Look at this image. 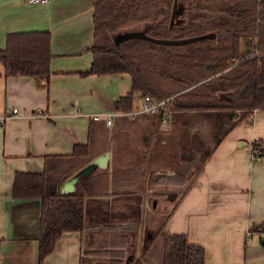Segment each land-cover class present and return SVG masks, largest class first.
<instances>
[{
  "label": "crops",
  "instance_id": "1",
  "mask_svg": "<svg viewBox=\"0 0 264 264\" xmlns=\"http://www.w3.org/2000/svg\"><path fill=\"white\" fill-rule=\"evenodd\" d=\"M93 1L0 0V50L9 34L49 31L52 56L47 77L5 74L0 63V117H5L0 122V264H37L41 199L14 197L15 174L41 173L51 157L85 144L89 162L107 154L87 174L107 173L96 183L106 188L84 195L82 229L63 231L42 264H79L82 255L93 258L92 264H128L141 256L144 216L161 207L163 197L171 204L163 231L185 233L189 242L201 244L204 264H264V156L251 160L253 143L264 139V108L234 126L181 190L156 187L151 179L173 173L152 160L156 147L170 137L169 114L157 125L154 113L130 116L115 110L114 103L131 91L127 73L81 74L92 62ZM176 12L172 18L181 21ZM134 96L131 110L142 104L143 96ZM107 112H114L110 126L92 118ZM115 169L123 170L117 188L111 181ZM79 179L68 175L51 187L80 192ZM130 198L137 200L136 228L123 223ZM116 235L128 243H114Z\"/></svg>",
  "mask_w": 264,
  "mask_h": 264
},
{
  "label": "trees",
  "instance_id": "2",
  "mask_svg": "<svg viewBox=\"0 0 264 264\" xmlns=\"http://www.w3.org/2000/svg\"><path fill=\"white\" fill-rule=\"evenodd\" d=\"M177 5L181 21L172 18ZM92 23V62L81 74L131 77V91L114 103V109L131 110L135 92L168 99L170 137L163 139L161 149L156 147L152 160L156 168L173 173L151 179L156 187L181 190L234 126L254 109L264 108V0H94ZM125 32L134 34L116 41ZM51 57L49 31L9 34L0 50L4 73L12 75L47 77ZM154 114L161 125L162 112ZM88 146L76 145L69 155L51 157L41 173L15 174L14 197L41 199L37 264L63 231L82 229L84 195L106 188L96 183L107 173L81 175L80 192L60 193L51 187L90 163ZM253 146L263 157L264 139ZM120 169L112 173L114 188ZM169 214L170 210L144 216L147 233L141 256H133L128 264H152L153 257L156 264H204L201 244L189 242L185 233L163 231ZM121 236L116 235L114 243L127 244ZM79 260L92 264L94 259L82 255Z\"/></svg>",
  "mask_w": 264,
  "mask_h": 264
},
{
  "label": "built area",
  "instance_id": "3",
  "mask_svg": "<svg viewBox=\"0 0 264 264\" xmlns=\"http://www.w3.org/2000/svg\"><path fill=\"white\" fill-rule=\"evenodd\" d=\"M24 1L26 3H36V2L46 1V0H24ZM167 101H168V99L158 100V99L152 98L148 95H145L142 97V104L139 108H137L135 110L128 111V112H124V114L132 116L138 112L153 114V113H158L161 111L162 115H163L162 121H165L166 117L169 114V111L165 108ZM16 111H17V109H15V108L12 109L13 113H15ZM113 115H114V112H107L104 114H94V115H92V118L95 120L103 119L105 121V124L107 126H110L112 124ZM4 119H5V117L1 116L0 122H3ZM257 159H259L258 150L252 145L251 160L256 161Z\"/></svg>",
  "mask_w": 264,
  "mask_h": 264
},
{
  "label": "rangeland",
  "instance_id": "4",
  "mask_svg": "<svg viewBox=\"0 0 264 264\" xmlns=\"http://www.w3.org/2000/svg\"><path fill=\"white\" fill-rule=\"evenodd\" d=\"M178 9L177 10H181V7L180 5H177ZM141 101V99L137 100V102L139 103ZM167 128V127H166ZM161 189H164V191H169V190H173L174 188H171L170 186H162L160 187ZM176 189V188H175ZM137 200L136 199H127L125 204L127 205L126 208L127 210H124L123 211V214H124V220H123V223L126 225V227H138L136 225L137 223V219H136V215L138 214V212H136V209H135V202ZM160 202H163V204L161 205V207H156V211H154V213H159V211L161 212H168L169 210V207H171L170 203H168L167 199L165 197L161 198L160 199ZM110 205L112 206V204L110 203ZM115 206H117V204H115ZM164 207V208H163ZM120 207H114L113 209H119ZM163 208V209H162ZM110 213L111 212V209H110ZM130 216V217H129ZM119 217V216H117ZM116 217V218H117ZM118 219V218H117ZM134 240V238H131ZM132 240V241H133ZM158 242V241H157Z\"/></svg>",
  "mask_w": 264,
  "mask_h": 264
},
{
  "label": "water",
  "instance_id": "5",
  "mask_svg": "<svg viewBox=\"0 0 264 264\" xmlns=\"http://www.w3.org/2000/svg\"><path fill=\"white\" fill-rule=\"evenodd\" d=\"M134 33L133 32H125V33H120L118 34L116 41H120L123 38L126 37H130L132 36ZM185 156H188V153H184ZM107 158V154H104L101 157H98L94 160H92L82 171H80L79 173L76 174V177H79L81 175H87L90 174L91 171H93V169L97 166L100 165L101 161H104ZM175 198V195L172 197V199Z\"/></svg>",
  "mask_w": 264,
  "mask_h": 264
}]
</instances>
